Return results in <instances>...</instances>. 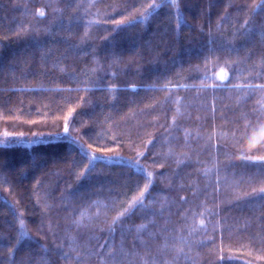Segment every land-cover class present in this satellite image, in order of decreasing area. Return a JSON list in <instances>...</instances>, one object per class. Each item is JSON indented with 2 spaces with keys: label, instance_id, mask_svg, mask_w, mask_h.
<instances>
[{
  "label": "trees",
  "instance_id": "trees-1",
  "mask_svg": "<svg viewBox=\"0 0 264 264\" xmlns=\"http://www.w3.org/2000/svg\"><path fill=\"white\" fill-rule=\"evenodd\" d=\"M6 157L0 264H264V0H0Z\"/></svg>",
  "mask_w": 264,
  "mask_h": 264
},
{
  "label": "rangeland",
  "instance_id": "rangeland-1",
  "mask_svg": "<svg viewBox=\"0 0 264 264\" xmlns=\"http://www.w3.org/2000/svg\"><path fill=\"white\" fill-rule=\"evenodd\" d=\"M10 160V157H6L0 161V173L2 172L3 168H5L9 164Z\"/></svg>",
  "mask_w": 264,
  "mask_h": 264
},
{
  "label": "snow or ice",
  "instance_id": "snow-or-ice-1",
  "mask_svg": "<svg viewBox=\"0 0 264 264\" xmlns=\"http://www.w3.org/2000/svg\"><path fill=\"white\" fill-rule=\"evenodd\" d=\"M40 15H41V16H43V15H44V13H43V12H41V13H40ZM223 78H224V77H223V74H221V79H223ZM64 131H65V132H67V131H68V127H67V125H65ZM143 195H144V193H143V192H141V196H143Z\"/></svg>",
  "mask_w": 264,
  "mask_h": 264
}]
</instances>
